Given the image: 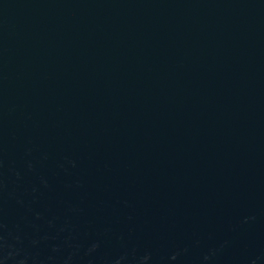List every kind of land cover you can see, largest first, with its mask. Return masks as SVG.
Returning a JSON list of instances; mask_svg holds the SVG:
<instances>
[{
    "label": "water",
    "instance_id": "obj_1",
    "mask_svg": "<svg viewBox=\"0 0 264 264\" xmlns=\"http://www.w3.org/2000/svg\"><path fill=\"white\" fill-rule=\"evenodd\" d=\"M0 264H264V0H0Z\"/></svg>",
    "mask_w": 264,
    "mask_h": 264
}]
</instances>
